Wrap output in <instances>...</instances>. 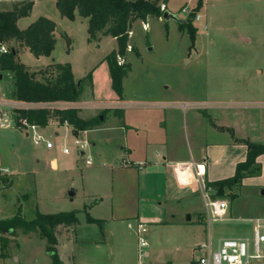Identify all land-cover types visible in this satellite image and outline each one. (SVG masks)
<instances>
[{"label":"rangeland","instance_id":"1","mask_svg":"<svg viewBox=\"0 0 264 264\" xmlns=\"http://www.w3.org/2000/svg\"><path fill=\"white\" fill-rule=\"evenodd\" d=\"M154 1H164L161 8L167 6L180 17L189 16L188 13L195 10L197 3V0ZM14 2L17 1L0 0V9L10 8ZM195 12L202 16L192 19L197 27L193 42L187 29L180 28L173 19L165 20L160 16H148L146 21L135 19L131 32L127 33V43L131 47L127 48L126 57H123L124 62H128L122 76L124 100L155 107L152 110L131 108L128 119L152 113L156 109L162 111L164 108L158 106L160 103L173 106V138L168 147L179 158L187 157L190 149L199 157L207 152V142H212V138L217 135L210 128V116H216L214 120L217 121L226 119L238 133L253 141H264V0H202ZM39 15L53 19L65 32V35L60 33L62 38L51 51L53 59L69 61L76 75L90 71L91 77L84 78L80 83L86 92L90 89L89 82L93 87H103L104 90L109 77V67L104 57L117 45L116 39L106 35L98 44L97 41L89 40L87 18L76 12L73 18L62 16L54 0H35L30 13L20 17L19 25L26 26ZM143 22L147 23L146 27ZM241 34L248 36L249 40L240 38ZM2 43L8 48L16 47L18 60L35 77L45 78V74L39 71L48 65L40 64L44 58L37 59L13 38ZM0 72L3 74L0 89L9 96L12 72L5 69ZM247 78L256 83L254 86H258V91L250 88L246 90L243 81ZM103 107L99 105L98 108L101 110ZM116 118L117 114L110 112L106 123ZM54 130L52 126L42 129L45 137L50 135L54 140V146L47 148L45 141H34L32 131L26 133V130L15 126L0 128V218L11 217L18 209L24 218L30 219L34 217L36 209L55 212L78 208L74 227L80 240L74 245H65L66 257L76 254L88 261L93 258L99 264H108L109 255L105 245H102V239L108 236L112 239L114 257L121 245L127 256L124 260H118L137 264V219L132 216L136 214L138 206L148 213L153 203L158 205L157 201H161L165 211L173 208L182 218L191 216V219L201 223V238L207 241L209 236L213 248L217 246L218 237H236L241 234L249 239L252 251L254 217L259 206L264 205L262 186L241 181L223 193L216 192L213 187L206 188L211 197L224 198L228 202L223 218L209 217L201 189L193 192L185 190L188 194L181 196L179 192L176 197H163V194L159 197H135L131 188L137 181L139 170L132 162V166L128 165L117 177L109 175L106 168L111 157L107 156L105 149L123 144V141L116 139L120 138L118 134L107 138L102 129L89 130L85 148L77 147L74 137L70 135L66 139L69 150L63 152L59 148L64 139H56L51 135ZM131 133L134 130H129V138L132 137ZM119 134L122 136L123 133ZM135 148L138 153L143 151L140 143ZM154 148L149 147V159L156 158ZM80 151L85 153L81 154ZM87 154L91 155L92 163L86 160ZM54 156L58 162L57 169L52 168L50 163ZM205 181L206 178H203L201 182ZM97 202L100 204L91 211L82 208L85 203L88 208L87 205ZM86 212L102 214L106 218L101 223H90L86 221ZM111 214L118 217L111 220ZM161 216L166 217L167 213H161ZM128 222L132 226H128ZM145 224L147 229L142 235L146 245L142 250L148 249L149 239L158 236L161 242L172 248V253L187 256L191 252L192 249L178 241L181 236L174 226L157 228ZM154 228L153 235L151 231ZM15 231L14 235L7 237L9 239L6 242L1 236L7 234H0V264H40L46 259L45 238L41 239L37 232L39 236L20 228ZM82 239L84 241L81 242ZM96 242L101 243L99 247H96ZM193 251L195 255L204 253L203 248L199 247ZM48 260L52 261L50 255ZM251 262L264 264V258H252Z\"/></svg>","mask_w":264,"mask_h":264},{"label":"crops","instance_id":"2","mask_svg":"<svg viewBox=\"0 0 264 264\" xmlns=\"http://www.w3.org/2000/svg\"><path fill=\"white\" fill-rule=\"evenodd\" d=\"M14 1H19V0H14ZM3 9H9V7L7 8L4 7ZM200 16L202 15L200 14ZM19 19L20 17L16 20L18 27L20 28L26 27L27 25L23 27L19 25ZM54 33L56 37L55 44H57L58 40L62 37L58 31L54 30ZM104 36L106 35H102L97 40H92V41H97L96 44H98V41ZM112 37L115 38L114 36ZM240 38L244 40H249L248 36L242 34L240 35ZM116 47L117 45L114 48ZM23 48H25L26 51H29L27 47L23 46ZM39 58L40 60L44 58L43 59L44 62H41L40 64H49L58 61L53 59L51 53L49 55L37 56V59ZM73 74L78 79L81 78L85 73L83 75H76L73 71ZM243 82L245 83L247 91L248 88H250L253 91H255L254 89L258 91V86H254V84L256 83H253L251 78L244 79ZM88 86L90 88L88 92H86L82 86V90L78 98L75 100L76 103L79 104V107L77 108V113L81 118L85 119L96 115L101 110H105V117L103 118V120L100 123L93 126L92 128H84L78 130V132L74 131L75 127L74 129L73 128L69 129L67 127L52 126L53 128H55V130L52 131L50 134L51 135L53 134V136H55L56 139L59 138L64 139L62 143H60L61 148H59V150L61 151H62V146L68 145L66 139L70 135L72 136V138L83 137L84 139H86V133H88L89 130L93 131L96 129L104 130L107 138H111L115 133L116 135L118 134L120 138L117 137L116 139L117 140L120 139L119 141H123V144H120L119 147L110 146L105 149V151L108 153L107 156L111 157V160L108 162L109 166H107L106 170L108 174L111 175L112 177H117V174L122 170H126L128 168V165H131L130 162H132L139 170L137 171L138 173L137 181L134 185L132 184V188H131V190L133 189V191L135 192V197H159L161 194H163V197H176L179 192L181 196H184L185 194H188L185 192V190H190L191 192L197 190L195 188V184L192 176L193 173V165L191 163L192 161L205 162V172L203 178H206L204 184L207 185V181L220 179L232 175L235 169L236 162L245 158L246 144L244 141L245 139H249V140L251 139L248 136H243L241 133H238V130L233 126V124L232 125L229 124V122L226 119L217 121L214 120L217 118L216 116L215 117L210 116L209 118L210 128L212 131H214V134L217 135L216 137L212 138L213 139L212 142L209 141L207 142L208 144L206 145V149H205V151L207 152L204 155L199 157L196 155L195 151L190 149L187 157L179 158L176 152L168 147L169 146L168 144L171 142L173 138V131H171L172 130L171 125L173 123V117L171 115V112H173V110L171 108H173V106L160 103L158 106L164 108L162 111L156 109L152 113H148L145 115L142 114L137 118H132L131 120L130 118L128 119V112L131 108H137L136 110H143V109L146 110V108H151L149 110H152V108L155 107H150V105H136L125 101L124 100L125 96L123 94L121 97L118 96V94L111 87L110 72H109L108 82H106V87L104 88V90H102L103 87H98V86L93 87L92 83L90 82ZM99 105H103L104 107L101 110H99L98 108ZM116 109L122 110L121 116L117 114L118 111ZM110 112H112L113 114H117L118 119L116 118L106 123L108 114ZM45 127L46 126H39V130L41 133L45 134V131L42 132V129ZM129 130H134V133L133 134L131 133L132 139L128 137ZM121 132L123 133L122 136L119 134ZM47 138L53 140V138L50 135L47 136ZM139 143L143 147V151L141 153H138V151L135 148L136 145ZM92 144L95 145V142L92 141ZM150 146L155 147L153 149V151L155 150L154 153L156 155V158L154 160L149 159L147 157L149 154ZM80 153L82 154L85 152L80 151ZM126 158H128V160ZM124 160H127L128 162L125 163ZM257 160L261 164L260 174L245 176L242 179V183L244 181L245 184L257 185L259 187L262 186L263 187L262 192H264V152L257 156ZM92 162L93 160L91 161V163ZM50 163L52 168L55 169L58 168V162L55 156L51 158ZM102 164L105 165V161H103ZM181 174L188 180L184 184L181 183L182 182L181 179H183L182 177H180ZM114 182H115L114 185L117 186L115 180ZM207 186L209 188L212 187L210 185ZM225 190L228 189L225 187ZM149 202L153 203L151 200H149ZM99 204L100 202H97L95 204H89L87 205L89 206L87 208L85 203L82 208L85 210L89 209L91 211L92 208H96ZM157 204L158 205L153 203L150 206V212L148 213H144L143 212L144 208L138 206L136 210V214H134L132 217H134L137 220L143 221L149 225L157 226V228H159L160 226H167V225L174 226L176 228L177 234L181 236V239L178 241L179 242L181 241V243H183V246L192 250L191 252H188L187 256L172 253V248H170L167 243L161 242L158 236L157 237L153 236L151 239H149L148 249L145 250L146 264H190L198 256L194 254L193 251L194 248L197 247H199V249L203 248L201 247V244L209 242L210 248L216 249L219 246L221 240L225 238L224 236L218 237L216 239L217 246L216 248H213L209 236L207 241H203V239L201 238V227H200L201 223L191 219V216L182 218L176 210H173V208H169L168 211H165L166 209L163 208L161 201H157ZM164 212L167 213L166 217L161 216V213ZM89 214L95 218H100V219L106 218L103 217L102 214L93 215L90 212ZM256 216L264 217L263 204L260 205L259 208L257 209ZM109 217H112L111 220H115L118 216H114V214H111L109 215ZM74 226H75L74 224H70V225L58 224L55 230L57 237L56 247L63 264H99L93 258L88 261L83 257L77 256L76 254H74V256L73 254H70V256L68 254L69 257L68 256L66 257L65 245L67 243H72L74 245L79 239L76 236ZM155 228L151 231L153 235ZM30 233H34L37 235L36 232H30ZM236 237H244V236L239 234L236 235ZM40 238L42 239V237ZM82 241H84V239H82L81 242ZM102 241L104 243L102 245H105L106 247L105 251L109 255L108 264H126L125 262H120L118 260V259L124 260L125 256H127L123 251L124 248L121 249V245L119 250L117 251L116 256L114 257L115 251L113 250L114 247L112 246L113 245L112 239L109 238L108 236H105V238L102 239ZM45 244H46V240H45ZM100 244L101 243L98 242L95 243L96 247H99ZM177 247L178 246L176 245L175 248ZM203 250L205 252L204 248ZM45 255H46V259H43L40 262V264H52V261L48 260L49 254L46 248H45ZM111 256L113 257L111 258Z\"/></svg>","mask_w":264,"mask_h":264},{"label":"trees","instance_id":"3","mask_svg":"<svg viewBox=\"0 0 264 264\" xmlns=\"http://www.w3.org/2000/svg\"><path fill=\"white\" fill-rule=\"evenodd\" d=\"M34 0H19L14 2L9 9H0V43L13 38L22 46L27 47L34 55H49L56 43L55 27L57 23L44 15H39L26 27H18L16 20L30 13ZM161 3H165L162 1ZM161 3L154 0H55V4L62 16L73 18L75 12L87 17L88 39L97 40L102 35H112L116 38L117 47L111 49L105 60L109 67L111 87L122 96V76L126 72L128 62L118 63L117 55L126 57L128 31L132 22L139 18L146 21L148 16L159 17L162 14ZM202 0H197L194 7L197 10ZM192 10L185 20L178 22L180 28H186L193 42L197 27L192 23L196 12ZM65 35V34H64ZM12 72V88L9 96L22 100H76L82 90L78 85L69 61H57L49 63L40 68V73L45 78L35 77L32 71L18 60V50L10 46L7 51L0 52V70ZM90 71L81 77L90 78ZM119 116L122 110L116 109ZM57 112L61 119L66 118L75 127V132L84 128H92L100 123L105 117V110H101L94 116L81 118L76 107L59 109ZM31 121L43 126L47 122L48 110L45 108H31L25 111ZM102 116V117H101ZM245 158L235 164L232 175L207 181V185L216 189V192L223 193L225 187L230 189L241 183L243 177L257 175L261 172V164L257 156L264 152V141H253L245 139ZM78 209L60 210L55 212H42L38 209L34 217L24 218L18 211L11 217L0 218V234L6 242L9 235H14L15 230L20 228L24 232H37L40 237L45 238V248L49 252L52 264H63L57 251L56 227L58 224L70 225L77 222ZM86 220L89 222H103V219L92 217L86 212Z\"/></svg>","mask_w":264,"mask_h":264},{"label":"built area","instance_id":"4","mask_svg":"<svg viewBox=\"0 0 264 264\" xmlns=\"http://www.w3.org/2000/svg\"><path fill=\"white\" fill-rule=\"evenodd\" d=\"M164 7L162 6V9ZM196 19L200 18V14L196 13ZM143 26H147V23L143 22ZM128 32H131L130 30ZM131 45L127 43V48ZM8 47L4 43H0V52L7 51ZM118 63H123L124 58L121 55H117ZM185 106V105H183ZM68 107H79V104L75 100H22L12 98L6 95L2 89H0V128L19 127L26 130L28 133L32 131L34 141H45L47 148L54 146V141L45 137L39 130V125L35 121L29 120L25 111L31 108H45L48 110L47 122L43 126H59L74 129L72 123L66 118L61 119L57 110ZM74 143L77 147H84L86 145V139L75 137ZM69 150L68 145L62 146V151ZM86 160L91 163L92 157L90 154L86 155ZM127 163V160H124ZM193 165V181L196 189L202 190V196L204 198V206L206 213L209 217L220 218L227 210L228 202L224 198H215L209 195L206 188L207 185L202 183L203 175L205 172L204 161H192ZM8 171L7 167L3 168ZM181 183L184 184L188 180L182 174ZM205 188L206 190H204ZM129 226L132 224L129 222ZM136 231L138 233V262L137 264H146V251L141 248L146 245V239L142 235L146 231L147 227L143 221L136 220ZM201 247L205 249V252L198 255L190 264H252V258H264V217L255 216L253 224V242L251 244L252 251H250V243L247 237H225L221 240L219 246L216 249H211L209 242L202 243Z\"/></svg>","mask_w":264,"mask_h":264},{"label":"water","instance_id":"5","mask_svg":"<svg viewBox=\"0 0 264 264\" xmlns=\"http://www.w3.org/2000/svg\"><path fill=\"white\" fill-rule=\"evenodd\" d=\"M160 17L162 19H165V20L173 19V20H175L177 22H182V21L185 20L184 17H180L177 12H174L171 9L167 8V7L163 8L162 14L160 15ZM55 30L58 31L59 33L63 34V35L65 34L64 30L62 29L61 25H59V24L56 25ZM68 41H69V38L66 39L67 43H68ZM1 76H2V73H0V78H1ZM80 80H81V78L77 79L78 85L80 84ZM72 193L73 192L71 191L70 194H72ZM48 254H49V252H48Z\"/></svg>","mask_w":264,"mask_h":264}]
</instances>
